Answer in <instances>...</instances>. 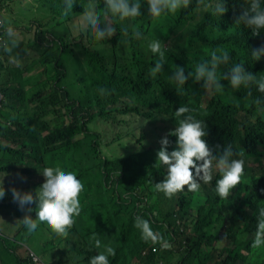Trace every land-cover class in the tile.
Returning a JSON list of instances; mask_svg holds the SVG:
<instances>
[{"label":"trees","instance_id":"trees-1","mask_svg":"<svg viewBox=\"0 0 264 264\" xmlns=\"http://www.w3.org/2000/svg\"><path fill=\"white\" fill-rule=\"evenodd\" d=\"M80 2L77 0L68 17L63 16L62 5L53 7V17L48 10L39 13L31 0L18 10L12 8L13 0H3L0 5V19L6 17L19 34L17 50L23 54L0 56V65H7L13 57L26 58L29 69L23 75L7 65L10 79L0 83L4 99L0 109V188L5 190L0 207L14 208L16 217L28 214L31 207L35 218L36 204L22 210L9 189L35 196L45 180L39 170L59 166L75 172L84 184L82 211L69 234L57 235L45 223L52 240L69 242L71 249L59 250L62 260L67 259L64 264H90L98 251L90 246L93 233L116 249L110 264H158L160 244L141 239L134 227L137 215L148 219L165 241L181 236L186 261L264 264V247H251L256 213L264 205V104L255 103L256 98L264 100V93L252 88L249 95L248 89H233L227 80H221L222 93H209L202 81L189 79L180 96L171 81L176 65L187 74L214 50L228 51L231 57L221 72L233 63H244L246 70L264 75V56L252 59V51L264 46V31L254 36L251 29L236 25L243 0H227V11L221 16L198 8L192 0L188 8L159 18L148 14L146 0H142L140 17L124 22L113 19L116 35L99 42L77 27ZM121 24L138 26L146 39L120 43ZM152 39L165 45L167 60L155 78L149 75L157 59L147 49ZM40 64L44 65L40 78L31 76ZM101 88L107 94L102 96ZM181 104L206 122L205 140L214 152L217 145L222 149L229 143L244 151L241 183L227 199L215 192L219 179L215 167L212 181L201 182L198 192L186 187L169 199L154 190L155 183L166 175L164 166H155L161 140L167 135L169 151L175 149L177 137L168 134L176 127L174 113ZM102 123L109 125L105 129ZM58 137V144L46 146ZM163 197L169 201L165 209L161 208ZM223 237L232 244L219 246ZM14 245L24 246L0 229V250L9 255L0 257V264H11L12 258L18 264H34L32 257L19 256Z\"/></svg>","mask_w":264,"mask_h":264},{"label":"clouds","instance_id":"clouds-1","mask_svg":"<svg viewBox=\"0 0 264 264\" xmlns=\"http://www.w3.org/2000/svg\"><path fill=\"white\" fill-rule=\"evenodd\" d=\"M192 0H146L148 14L153 18H159L164 13H176L180 9L190 6ZM227 0H196L197 7L210 11L213 15H222L227 11ZM81 0V15L77 27L90 33L91 37L99 42L110 39L116 35L117 29L113 26V19L121 22L134 21L142 15V0ZM77 0H61L63 16L72 14ZM236 25H244L251 29L252 35L258 36L264 31V0H243V11L236 19ZM0 56L11 54L19 47L20 36L11 26L7 18L0 19ZM119 41L128 44L131 40L146 39L143 32L134 24H121ZM147 49L157 57L154 66L149 69V75L153 78L164 69L167 63L165 45L160 39H152L147 43ZM264 56V46L252 51V59L259 60ZM230 54L225 50H214L210 58L197 63L193 70L185 72V68L176 65L171 75V81L178 95L183 94V86L189 79L194 82H203L202 87L209 93H222L224 84L221 80H227L231 88L239 90L255 88L264 93V75L254 74L244 67V63H233L227 71H220L221 66L229 65ZM103 96L107 94L104 88L99 89ZM3 97L0 98V109ZM257 105L264 104V100L256 98ZM194 110L181 104L174 113L176 127L168 135L177 137L176 147L169 151L170 141L166 135L161 140V148L157 153L156 165L166 168L165 178L155 183L154 190L163 193L171 199L182 192L186 187L189 192H198L201 182L212 181L213 167L219 173V179L215 182V192L221 199H227L232 189L241 183L244 174V151L236 150L231 143L222 149L216 146V151L209 147L205 140L207 125L204 120L197 119ZM194 170V171H193ZM45 177L42 185L37 188L35 196L32 192L21 193L16 188L12 189L14 202H17L23 210L26 206L35 203L36 216L30 214L33 209L28 208V214L24 216L22 224L29 233L35 232L38 223H46L54 233L67 236L69 230L75 225V218L82 211L80 194L84 190L83 182L77 178L73 171H66L59 166H45L39 170ZM120 173H118L119 176ZM5 196L4 188H0V198ZM134 227L139 230L141 239L153 245L160 244L168 247L164 237L157 233L151 226V222L141 215L134 220ZM90 246L97 249V254L90 258V264H110L109 257L116 256V249L102 242L96 233L89 238ZM252 248L264 247V205L259 206L256 213V227Z\"/></svg>","mask_w":264,"mask_h":264},{"label":"rangeland","instance_id":"rangeland-1","mask_svg":"<svg viewBox=\"0 0 264 264\" xmlns=\"http://www.w3.org/2000/svg\"><path fill=\"white\" fill-rule=\"evenodd\" d=\"M29 0H13L12 8L18 10L21 6H25V4ZM32 4L35 6L36 10L39 13L42 11L48 10L50 13V17H53V7L58 6L60 9L61 0H31ZM62 17L60 16V19ZM26 58H16L13 57L7 61V65L11 67H15L21 70L24 74H28L29 69L25 67ZM7 65H0V83L4 84L6 80L10 79V69H7ZM40 69H44V65L40 64L35 66L31 71V76H35L36 78H40ZM52 71V70H51ZM18 77L20 74L17 75ZM99 124V123H97ZM109 123H102V127L105 129L108 127ZM59 137L55 142H51L49 145H56L59 143ZM96 161L93 163V165ZM42 169V168H41ZM16 173V172H15ZM20 179H24L25 176H20V174L16 173ZM22 183V182H20ZM32 190H35L32 187ZM161 203V208L165 209L168 206L167 198L163 197ZM154 200L151 201V203ZM26 213H24V216ZM23 215L16 217L14 213V208H1L0 207V229L2 232H6L8 238H12L14 241L21 242L22 245H14V249H16V253L21 257L33 258L34 264H64L67 263V259L62 260L59 250L60 249H69V242L64 241H56L52 240L50 233L47 231V227L45 223H38V228L35 232L29 233L26 227L22 224L20 220L24 218ZM9 226V228H7ZM223 233H226L222 230ZM28 238V239H27ZM182 237L179 236L177 239L168 240V247H162L161 245L157 246L158 249V264H196V261H186L184 257V246L186 243L184 240H181ZM54 244L57 245L56 249H53ZM232 244L231 240L227 237H223L218 242L219 246H230ZM35 251L37 254L31 253V250ZM39 249L40 251H37ZM71 249V248H70ZM40 255V256H39ZM75 255V254H74ZM78 255V254H76ZM8 254L3 250H0V257L7 259ZM11 264H18L16 259H11Z\"/></svg>","mask_w":264,"mask_h":264},{"label":"crops","instance_id":"crops-1","mask_svg":"<svg viewBox=\"0 0 264 264\" xmlns=\"http://www.w3.org/2000/svg\"><path fill=\"white\" fill-rule=\"evenodd\" d=\"M13 52H18L20 56L23 55L17 50V48ZM7 55H9V54H5L4 56H7ZM2 97H3V95L0 93V98H2ZM9 190H12V189H9Z\"/></svg>","mask_w":264,"mask_h":264},{"label":"built area","instance_id":"built-area-1","mask_svg":"<svg viewBox=\"0 0 264 264\" xmlns=\"http://www.w3.org/2000/svg\"><path fill=\"white\" fill-rule=\"evenodd\" d=\"M2 1H3V0H0V5H1ZM0 39H3V37H2L1 35H0Z\"/></svg>","mask_w":264,"mask_h":264}]
</instances>
